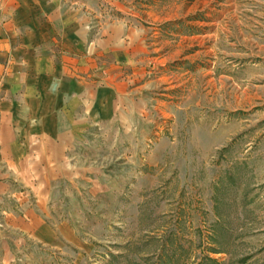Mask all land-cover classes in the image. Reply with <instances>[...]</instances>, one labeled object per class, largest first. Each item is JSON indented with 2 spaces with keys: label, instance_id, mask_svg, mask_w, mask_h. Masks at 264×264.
<instances>
[{
  "label": "rangeland",
  "instance_id": "obj_1",
  "mask_svg": "<svg viewBox=\"0 0 264 264\" xmlns=\"http://www.w3.org/2000/svg\"><path fill=\"white\" fill-rule=\"evenodd\" d=\"M129 1L148 34L144 113L88 136L90 179L55 181L48 201L69 241L16 264H264V0ZM4 204L0 219L37 198L17 186Z\"/></svg>",
  "mask_w": 264,
  "mask_h": 264
},
{
  "label": "crops",
  "instance_id": "obj_2",
  "mask_svg": "<svg viewBox=\"0 0 264 264\" xmlns=\"http://www.w3.org/2000/svg\"><path fill=\"white\" fill-rule=\"evenodd\" d=\"M129 4L0 0V212L17 186L37 198L1 217L0 264L58 233L69 241L65 224L46 220L53 183L89 180L80 157L88 136L144 113L148 34Z\"/></svg>",
  "mask_w": 264,
  "mask_h": 264
}]
</instances>
